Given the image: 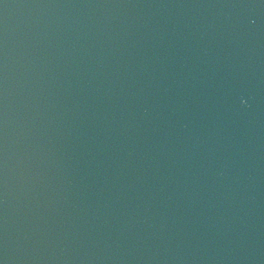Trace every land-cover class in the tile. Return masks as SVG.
I'll return each mask as SVG.
<instances>
[{
  "label": "water",
  "instance_id": "1",
  "mask_svg": "<svg viewBox=\"0 0 264 264\" xmlns=\"http://www.w3.org/2000/svg\"><path fill=\"white\" fill-rule=\"evenodd\" d=\"M0 264H264V0H0Z\"/></svg>",
  "mask_w": 264,
  "mask_h": 264
}]
</instances>
